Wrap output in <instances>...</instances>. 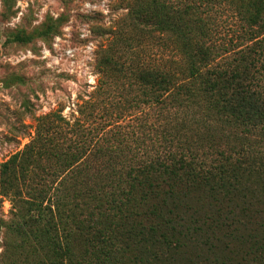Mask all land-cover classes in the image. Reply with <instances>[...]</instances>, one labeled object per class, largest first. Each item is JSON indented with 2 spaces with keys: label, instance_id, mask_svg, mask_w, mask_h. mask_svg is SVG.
Masks as SVG:
<instances>
[{
  "label": "trees",
  "instance_id": "16d2710c",
  "mask_svg": "<svg viewBox=\"0 0 264 264\" xmlns=\"http://www.w3.org/2000/svg\"><path fill=\"white\" fill-rule=\"evenodd\" d=\"M128 9L95 98L0 164V264H264V0ZM225 9L239 24L222 36Z\"/></svg>",
  "mask_w": 264,
  "mask_h": 264
},
{
  "label": "rangeland",
  "instance_id": "374dc122",
  "mask_svg": "<svg viewBox=\"0 0 264 264\" xmlns=\"http://www.w3.org/2000/svg\"><path fill=\"white\" fill-rule=\"evenodd\" d=\"M133 1L0 0V164L23 150L37 133H47L50 122L45 116L58 112L73 121L80 105L95 98L103 50L116 39L129 42L136 31L128 16ZM231 14L225 9L217 16L222 36L231 35L239 24ZM59 128L54 122L50 132ZM26 167L23 162L18 175L29 183ZM31 179L34 184L36 179ZM3 194L0 191V220L7 221L13 203ZM3 235L0 228V242ZM149 236L156 240L157 235ZM83 247L88 253L79 252L80 261L95 257L91 252L96 249ZM150 257L156 260L149 264L176 263L166 254Z\"/></svg>",
  "mask_w": 264,
  "mask_h": 264
}]
</instances>
